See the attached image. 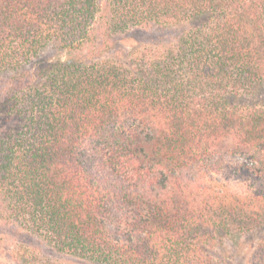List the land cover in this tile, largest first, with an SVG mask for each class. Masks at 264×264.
Here are the masks:
<instances>
[{"label":"trees","instance_id":"1","mask_svg":"<svg viewBox=\"0 0 264 264\" xmlns=\"http://www.w3.org/2000/svg\"><path fill=\"white\" fill-rule=\"evenodd\" d=\"M0 225L70 259L18 264H264V0H0Z\"/></svg>","mask_w":264,"mask_h":264},{"label":"rangeland","instance_id":"2","mask_svg":"<svg viewBox=\"0 0 264 264\" xmlns=\"http://www.w3.org/2000/svg\"><path fill=\"white\" fill-rule=\"evenodd\" d=\"M183 27H164L160 25H151L145 28H138L130 30L127 34H121L119 44L132 48L135 46L137 40L144 41H165L172 37L178 31H181ZM53 50H50V55ZM49 55V54H48ZM66 57V56H65ZM232 162L240 161L242 158L232 156L229 158ZM229 160V161H230ZM216 178L223 181H228L231 184H235V178L228 171L214 174ZM16 239V241H15ZM23 243H29L36 251L41 255H44L50 260L61 261L66 263L69 257L61 255L54 251L52 247L43 243L40 239L28 235L26 232L16 229L14 226L0 225V264H18L13 258L17 249V241ZM251 240L246 237H241L236 240L232 238H219L213 241V246L206 250L207 254L215 264H251L254 260V254L251 249ZM223 259V260H222Z\"/></svg>","mask_w":264,"mask_h":264}]
</instances>
